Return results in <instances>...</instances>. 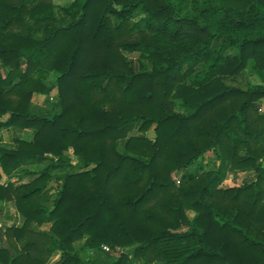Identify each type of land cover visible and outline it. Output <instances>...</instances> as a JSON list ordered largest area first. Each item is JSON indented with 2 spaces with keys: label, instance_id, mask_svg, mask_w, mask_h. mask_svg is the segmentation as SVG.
I'll use <instances>...</instances> for the list:
<instances>
[{
  "label": "trees",
  "instance_id": "trees-1",
  "mask_svg": "<svg viewBox=\"0 0 264 264\" xmlns=\"http://www.w3.org/2000/svg\"><path fill=\"white\" fill-rule=\"evenodd\" d=\"M263 99L264 0H0V263L264 264Z\"/></svg>",
  "mask_w": 264,
  "mask_h": 264
},
{
  "label": "crops",
  "instance_id": "crops-1",
  "mask_svg": "<svg viewBox=\"0 0 264 264\" xmlns=\"http://www.w3.org/2000/svg\"><path fill=\"white\" fill-rule=\"evenodd\" d=\"M57 2H64V1L57 0ZM54 88L53 90L55 92L51 91L49 95L50 100H55L56 98L58 88L57 90H55ZM43 97L45 100L46 97L43 95L39 96L38 99L40 98L42 101ZM39 105L44 106L42 102H40ZM2 135H3V143L6 146H13L14 139L18 136H21L22 138L28 140H31L33 138V133L31 130L17 131L14 129H5L2 132ZM37 165L38 164L33 166L37 168L36 167ZM27 168L28 166L25 165L21 168H18L10 175L3 174L2 182H9V181H13L16 183L27 182L31 178L30 175H26L25 173ZM54 191L55 190L53 189V192ZM190 212L195 214V212L193 211ZM24 222H25V217L19 212L14 201H0V249L6 248L10 251L11 255H13L15 253V250L21 249L27 243L28 240L36 241L37 237L33 233H29L28 236H23L22 233L19 232H9V233L7 232L9 228L16 229L22 227ZM50 227H51V223H44L41 226H38L37 229L39 231H49ZM82 245H83V240L78 241L75 244L76 250L80 252L83 256L89 257L87 251L81 250ZM61 254L62 253L59 251L55 252L45 264H57L61 258ZM98 256L102 258L104 263L108 264L111 261L112 255L102 253V254H98ZM0 264H5V263H0ZM137 264H144V263L142 261H137Z\"/></svg>",
  "mask_w": 264,
  "mask_h": 264
},
{
  "label": "rangeland",
  "instance_id": "rangeland-1",
  "mask_svg": "<svg viewBox=\"0 0 264 264\" xmlns=\"http://www.w3.org/2000/svg\"><path fill=\"white\" fill-rule=\"evenodd\" d=\"M63 1H66V0H63ZM138 61L140 62V60L138 59L137 60V63H138ZM55 79H56V75L55 74H51L50 76H49V78H48V82L49 83H53L54 81H55ZM251 82V83H258V82H260L259 81V78L255 75H251V76H249V78H246V77H242V78H240L239 79V81H238V83L240 84V85H242V87H247V85H248V82ZM55 90H57V87H55L54 88ZM52 92H55L54 90H52ZM53 94V93H52ZM51 101H53V100H51ZM34 102L37 104H39L40 102H42V104L44 105V107H46V106H49V103H47L46 102V100H44V97H43V99H42V101H41V99L39 98V99H36V100H34ZM172 103L174 104V106L175 107H177V101L176 100H172ZM261 108H262V110H261V112H264V99L262 100V104H261ZM150 136H154V131H153V129L148 133ZM70 155L72 154V153H69ZM71 157H72V162L73 163H77L78 162V160L76 159V157H74L73 155H71ZM211 157V152H209V153H207L206 155H205V162H208L209 161V158ZM42 166H44V163L43 162H41L40 164H38L36 167L37 168H40V167H42ZM173 176H174V173L172 174V178H173ZM255 176V173L254 172H249V173H240L239 174V178H238V180L236 179L235 180V178H234V175H232V173H230V175L228 176V178H227V180L225 181V183L226 184H231V183H239V182H242V181H244V180H246V179H248V178H252V177H254ZM54 185L56 184V182L55 181H53L52 182ZM190 211H192V210H189L188 211V216L190 217V218H192L193 216H194V214L192 213V212H190ZM194 212V211H193ZM108 245V244H107ZM110 246V245H109ZM111 247V246H110ZM125 250V249H124ZM119 252H114L113 253V255H116V254H118Z\"/></svg>",
  "mask_w": 264,
  "mask_h": 264
},
{
  "label": "built area",
  "instance_id": "built-area-1",
  "mask_svg": "<svg viewBox=\"0 0 264 264\" xmlns=\"http://www.w3.org/2000/svg\"><path fill=\"white\" fill-rule=\"evenodd\" d=\"M129 58L135 60V57H133V54H130ZM260 109L262 110V108H260ZM182 174H183V171H182V173L181 172L180 173H174L173 179H174V181L176 182L177 185L181 184V182H182V180H181V177H182L181 175ZM101 248H102L101 250L104 251V252L111 253V254L114 253L113 249L107 244H103L101 246ZM96 252L97 251L92 250L90 253L95 255Z\"/></svg>",
  "mask_w": 264,
  "mask_h": 264
}]
</instances>
